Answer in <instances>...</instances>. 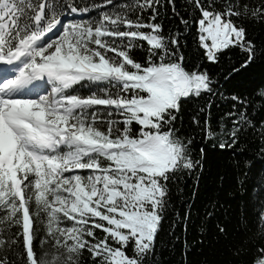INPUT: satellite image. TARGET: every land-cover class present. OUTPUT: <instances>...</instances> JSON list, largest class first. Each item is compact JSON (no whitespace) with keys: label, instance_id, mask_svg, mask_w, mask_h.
<instances>
[{"label":"snow or ice","instance_id":"snow-or-ice-1","mask_svg":"<svg viewBox=\"0 0 264 264\" xmlns=\"http://www.w3.org/2000/svg\"><path fill=\"white\" fill-rule=\"evenodd\" d=\"M191 2L201 14L206 59L216 63L220 53L238 46L248 53L246 66L255 46L232 17L264 19V0L242 10L229 0L223 11ZM159 4L135 0L124 6L151 10L152 23L118 11L95 24L61 25L65 8L75 14L87 9L57 0H0V211L6 213L0 225L20 229L7 240L0 231V252L6 246L10 252L22 237L27 264H81L85 251L92 264H144L154 253L168 182L198 163L188 155L191 141L171 127L173 113L182 99L212 92L206 71H187L182 56L165 62L180 42L155 23ZM137 41L148 46L146 65L130 55ZM12 72L18 75L8 78ZM83 81L109 87L87 97L67 94ZM244 124L251 126L244 114L233 120V143ZM37 221L50 237L41 244L51 242L41 256L34 245ZM133 243L135 255L129 256ZM257 251L253 264H264V248ZM0 264H10L7 255Z\"/></svg>","mask_w":264,"mask_h":264},{"label":"trees","instance_id":"trees-1","mask_svg":"<svg viewBox=\"0 0 264 264\" xmlns=\"http://www.w3.org/2000/svg\"><path fill=\"white\" fill-rule=\"evenodd\" d=\"M57 2L86 8L83 14L72 16L81 23L93 24L104 13L118 11L127 12L134 21L153 22L151 10L124 7L134 5L135 0H112L110 5H105V0ZM228 2L202 0L211 11H223ZM234 3L242 10L245 3L256 7L259 0H234ZM158 12L155 23L162 26L163 35L169 39L178 36L180 42L179 49H173L175 56L170 53L165 62H174L182 56L187 71H206L212 81V92L182 99L179 111L173 113L176 119L171 127L185 143L191 141L188 155L198 163L191 170H181L168 182V203L155 237L154 253L144 264H253L257 250L264 248V96L261 95L264 92V19L232 17L237 26L246 30V40L255 46L254 57L245 66L248 53L238 46L220 53L216 63L206 59L197 30L201 14L191 0H172V3L160 0ZM71 13L65 8L62 18ZM130 55L146 65L147 44L137 41ZM153 59L160 62L159 56ZM106 87L109 86L83 81L66 91L68 95L87 97ZM99 107L103 112V106ZM241 114L247 116L251 126L242 125L233 143L229 133L233 120ZM209 128L213 132L211 137ZM221 144L228 146L222 148ZM5 214L0 211V217ZM36 227L35 252L41 256L51 247V242L42 245L41 240L50 241V237L39 221ZM0 231L7 240L20 229L4 224L0 225ZM103 235L97 230L98 237ZM17 238L18 243L11 251L6 246L0 256L7 255L10 264H27L23 239ZM133 246L134 243L127 248L129 256L135 255ZM81 264H92L87 251L82 254Z\"/></svg>","mask_w":264,"mask_h":264},{"label":"rangeland","instance_id":"rangeland-1","mask_svg":"<svg viewBox=\"0 0 264 264\" xmlns=\"http://www.w3.org/2000/svg\"><path fill=\"white\" fill-rule=\"evenodd\" d=\"M72 16L77 17L78 14L75 13H71L70 15H66L65 17L62 18L61 20V25H73V24H87V23H81V22H77L74 19H72ZM96 22H94L93 24H95ZM197 30H198V24H197ZM63 31V27L58 28V30L54 31L53 33H49V37L51 38H55L59 32ZM54 34V35H53ZM204 50V49H203ZM14 75V74H13ZM18 75V72H17ZM50 86V85H49ZM49 86H48V92H49ZM42 94H47V93H42ZM64 226V225H62Z\"/></svg>","mask_w":264,"mask_h":264},{"label":"bare ground","instance_id":"bare-ground-1","mask_svg":"<svg viewBox=\"0 0 264 264\" xmlns=\"http://www.w3.org/2000/svg\"><path fill=\"white\" fill-rule=\"evenodd\" d=\"M54 35V34H53ZM13 74H14V76H12V77H10V78H13V77H15V75H17V73H15V72H12ZM11 74V73H10ZM7 75H9V74H7Z\"/></svg>","mask_w":264,"mask_h":264}]
</instances>
